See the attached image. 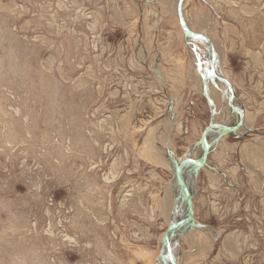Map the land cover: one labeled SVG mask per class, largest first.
<instances>
[{
    "label": "rangeland",
    "instance_id": "374dc122",
    "mask_svg": "<svg viewBox=\"0 0 264 264\" xmlns=\"http://www.w3.org/2000/svg\"><path fill=\"white\" fill-rule=\"evenodd\" d=\"M153 2L0 0V264H171L164 240L169 225L160 214L167 187L175 189V219L189 213L175 174L178 161L164 167L157 158L172 155V147L183 157L196 142L204 150L209 125L201 136L175 134L173 146L164 141L167 129L158 128L168 94L156 89L140 67L143 55L129 42L143 31L134 23L145 15L146 44L152 49L157 42L152 26L160 12ZM185 4L184 22L222 51L223 68L240 84L255 129L237 131L238 141L261 153L264 0ZM171 30L166 23L158 40H171ZM185 37L210 64L209 45ZM210 77L217 81L211 71ZM222 86L224 107L238 120ZM240 105L236 96L235 107L244 110ZM249 158H242L245 168L238 158L239 192L215 207L217 219L206 217L205 208L195 215L222 231L218 236L208 227L214 246L206 264H264V166ZM176 234H169L172 253Z\"/></svg>",
    "mask_w": 264,
    "mask_h": 264
},
{
    "label": "crops",
    "instance_id": "0c3cea01",
    "mask_svg": "<svg viewBox=\"0 0 264 264\" xmlns=\"http://www.w3.org/2000/svg\"><path fill=\"white\" fill-rule=\"evenodd\" d=\"M154 5L160 12L158 21L153 22L152 28L154 29L156 24V30H154L157 37V42L152 49H149L148 33L143 32L145 30L144 24H149L148 19L142 17V21L136 22L134 28L137 30L139 24L142 25V32H136L135 37H132L129 42L132 43L135 53L143 55L140 60V67L149 71L151 76L155 79L158 85L156 89L159 92L168 94L166 97V105L162 108L164 112L157 115L158 118L165 117L164 120L159 121V127H165L167 133L165 134L164 141L167 145H172L176 135H190L199 133L200 136L203 132V128L215 123L216 119H222L228 121L230 125L234 126L238 122L237 117L232 115L231 110L224 107V86L218 81H215L210 77V64L208 63V57L205 51L200 50L198 46L190 43V40L181 35L177 31V25L179 24L178 16L173 12L172 0H153ZM186 2L188 0H185ZM184 1V2H185ZM129 20H126V22ZM166 23L172 27L171 40L164 41V37L158 40L159 33L166 29ZM169 23V24H168ZM232 36L239 34L235 29H231ZM140 35V36H139ZM234 36V37H236ZM238 38V37H237ZM163 40V41H162ZM214 46V45H213ZM151 48V47H150ZM189 48H197L196 51H189ZM196 52V53H195ZM220 53V49L218 50ZM216 54V69L220 75L224 76L229 81L234 89V94L237 96L238 102L241 101L240 106L244 108V115L249 116L246 111V101L242 93H239L238 89L240 84L237 80L231 79L228 71L225 70V57L222 55V51ZM181 81V82H180ZM214 96V97H213ZM245 101L244 103L242 102ZM199 105L202 107L199 108ZM202 108V109H201ZM250 117V116H249ZM249 119V118H248ZM216 124V123H215ZM244 128L241 132L252 131L255 128L253 123L249 125H243ZM163 127V128H164ZM241 132L228 133L218 128H213L208 133L211 135L209 142V150L207 153L205 164L202 167H195L191 170V165L186 173V178H183L186 187L192 195V203L194 208L193 220L190 224L176 230L177 239L180 241L176 249H174L176 264H206L208 262V254L211 252L214 246V235L209 228L213 229V232L218 236L222 232L220 228L215 227L212 224H206L197 221L195 215L198 211L205 208V216L209 219H217L215 207L217 205L232 200L233 195L238 194L239 185L237 181V171L240 170L239 159L241 164L245 168V161L243 154L244 150L250 149L247 143H241L238 141V135ZM176 134V135H175ZM207 134V133H206ZM149 135V134H148ZM151 139V138H150ZM146 139V140H150ZM262 148L257 147V151L264 149V143ZM173 146V145H172ZM173 148L172 155L168 156L166 165L164 167L174 166V161L181 162L190 158L201 162L203 149L198 146L196 142L194 145L187 147L183 157H179L176 154V148ZM246 151V152H247ZM239 158V159H238ZM243 158V159H242ZM243 160V161H242ZM178 167V164H177ZM191 170V172H190ZM171 189V198L165 200L167 207L166 214H162L166 219L168 225L178 222L176 220V209H172L173 196L175 189L173 185L167 187ZM166 192V191H165ZM165 195L162 196L164 199ZM237 197V195H235ZM161 201V200H160ZM217 201L219 203L217 204ZM222 201V203H220ZM226 201V202H227ZM170 202V203H168ZM172 202V203H171ZM229 203V202H227ZM162 201L160 203L161 211ZM170 210V211H169ZM218 219L220 217L218 216ZM169 220V221H168ZM194 224H199L207 227V229H196L192 227ZM224 247V246H223Z\"/></svg>",
    "mask_w": 264,
    "mask_h": 264
},
{
    "label": "water",
    "instance_id": "95a60500",
    "mask_svg": "<svg viewBox=\"0 0 264 264\" xmlns=\"http://www.w3.org/2000/svg\"><path fill=\"white\" fill-rule=\"evenodd\" d=\"M184 0H178V4H177V11H178V18H179V22H180V27H181V30L184 32V34L192 39H195V40H202V41H205L208 45H209V48H210V52H211V60H210V69H211V73L212 75L217 79V81L223 83L226 87H227V91H228V107H230L235 113H237L238 115V123L236 126L234 127H228V126H225V125H216L214 123H211L205 130L204 133H202V139H203V143H204V151H203V157L201 159V162L199 161H196V160H193V159H184L182 160V163L178 166L177 170H176V177H177V182L179 184V187L183 190L184 194H185V200H186V203H187V207H188V212L189 213L185 218L181 219L180 221L176 222V223H172L168 226L167 230L164 232V240H166V250H167V254L169 256V259H170V263L171 264H176V261H175V257H174V254L172 253V247L170 245V241L168 240L169 239V234L170 232L172 231H176L177 229L181 228V227H184L185 225H188L192 219H193V215H194V209H193V203H192V195L190 194L188 188L186 187V184L182 178V168L186 165V164H191L192 166L194 167H202L204 164H205V159L207 157V153H208V150H209V145H208V142L206 140V133H208L209 131H211V129L213 128H218V129H221L223 131H226V132H237L242 126H243V118H244V110L243 109H239L237 107H235V103H236V95L234 94V89L231 85V83L229 81H227V79L218 74L217 72V69L215 68L216 67V53L214 51V47L212 45V42H210V40L201 35V34H195L193 33L192 31L188 30L189 28L187 27V25L185 24L184 20H183V17L182 16V4ZM199 226V224L197 225ZM200 228V227H198Z\"/></svg>",
    "mask_w": 264,
    "mask_h": 264
},
{
    "label": "bare ground",
    "instance_id": "6f19581e",
    "mask_svg": "<svg viewBox=\"0 0 264 264\" xmlns=\"http://www.w3.org/2000/svg\"><path fill=\"white\" fill-rule=\"evenodd\" d=\"M185 1V0H184ZM183 1V3H181L182 4V8L184 7V5H186L185 3H186V1L184 2ZM177 4H178V0H177ZM182 8H181V10H182ZM176 10H177V5H176ZM184 13V12H183ZM182 13V14H183ZM177 16H178V11H177ZM185 22H186V20H185ZM194 22H196L195 23V25H196V27L198 28V29H201V22H197V21H194ZM186 24L188 25V27H189V30L190 31H192V32H198V33H201L199 30H196L195 28H194V26H192V25H190L188 22H186ZM179 25H180V23H179ZM249 32V31H248ZM184 33V32H183ZM204 36V35H203ZM209 39V38H208ZM210 40V39H209ZM211 41V40H210ZM213 45V44H212ZM214 47V46H213ZM215 51V50H214ZM181 82V81H180ZM214 97V96H213ZM250 118V117H249ZM219 119V118H218ZM244 120H243V125L245 124V125H249V127H250V125H251V122L249 121L250 119H248V116H246V118H245V115H244V118H243ZM220 120V119H219ZM218 120V121H219ZM222 121V120H221ZM215 124V123H214ZM216 125H221V124H216ZM228 127H230V126H228ZM243 128H244V126H242L238 131H242L243 130ZM204 151V150H203ZM169 155H171L170 153H165L164 154V159H162L161 157H163V155L161 156V157H158L157 158V160H158V162L160 163V165L163 163V165H166V162L165 161H167L166 159H168V156ZM200 155H202V157H203V153L201 152L200 153ZM156 156V155H155ZM254 157L255 156V158H258L260 161H261V163H262V165L264 166V151H262L261 153H256L255 151H254V149H252L251 147H250V149H248V151L244 154V158H249V159H251V157ZM186 159H188V158H186ZM175 160V159H174ZM253 160V159H252ZM182 163V159H181V162H178L177 164H178V166L180 165ZM175 164V163H174ZM186 165H191V164H186ZM185 165V166H186ZM168 166H169V164H168ZM183 167L182 168V178H185V176H186V172H188V169H187V167ZM192 166V165H191ZM176 167V166H175ZM171 168V167H170ZM178 168V167H177ZM173 169H175V168H173ZM177 170V169H176ZM172 192L173 191H171V189H167L166 190V192H165V197H164V199H161V201H162V206H161V212H163L162 214L164 215V214H166L167 213V207H166V201L165 200H167V199H169V198H171V196H172ZM190 192V191H189ZM172 199V198H171ZM168 201V200H167ZM168 203H170V202H168ZM172 203V202H171ZM170 211V210H169ZM168 214V213H167ZM166 214V217L168 216ZM169 221V220H168ZM176 223V222H175Z\"/></svg>",
    "mask_w": 264,
    "mask_h": 264
},
{
    "label": "trees",
    "instance_id": "16d2710c",
    "mask_svg": "<svg viewBox=\"0 0 264 264\" xmlns=\"http://www.w3.org/2000/svg\"><path fill=\"white\" fill-rule=\"evenodd\" d=\"M198 227H200V229H201V227H202V229L205 228V226H203V225H199Z\"/></svg>",
    "mask_w": 264,
    "mask_h": 264
}]
</instances>
